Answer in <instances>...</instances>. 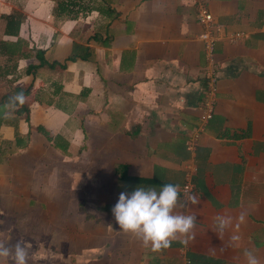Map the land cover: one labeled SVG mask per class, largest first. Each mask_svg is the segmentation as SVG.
<instances>
[{"label": "crops", "instance_id": "obj_1", "mask_svg": "<svg viewBox=\"0 0 264 264\" xmlns=\"http://www.w3.org/2000/svg\"><path fill=\"white\" fill-rule=\"evenodd\" d=\"M204 2L223 34L214 111L187 150L206 65L197 0H0V240L44 264L264 259V0ZM234 31L245 36L228 42ZM16 86L26 103L4 119ZM185 181L200 199L176 209L196 217L187 245L153 252L119 229L121 192ZM241 211L245 223L213 231Z\"/></svg>", "mask_w": 264, "mask_h": 264}, {"label": "clouds", "instance_id": "obj_2", "mask_svg": "<svg viewBox=\"0 0 264 264\" xmlns=\"http://www.w3.org/2000/svg\"><path fill=\"white\" fill-rule=\"evenodd\" d=\"M26 103L24 91L11 95L3 108V118L11 119L18 107ZM200 203L198 196L186 193L181 200L178 184L167 183L158 189L154 187H136L131 193L121 192L118 200L112 208V213L119 229L125 233H131L140 239L144 246L150 247L153 252H159L171 246L173 240L187 245L195 238L196 227L195 214H184L176 209L186 205ZM246 211H241L233 218L228 214H217L213 218V231L222 238L225 231L245 223ZM27 221L24 218L21 223ZM240 237L233 235L232 240ZM31 245L26 241H17L14 244L0 240V258L11 260L12 264H28L29 249ZM243 264H264L262 259L253 249H245L243 252Z\"/></svg>", "mask_w": 264, "mask_h": 264}, {"label": "built area", "instance_id": "obj_3", "mask_svg": "<svg viewBox=\"0 0 264 264\" xmlns=\"http://www.w3.org/2000/svg\"><path fill=\"white\" fill-rule=\"evenodd\" d=\"M196 20L199 26L201 27V31L198 33L197 37L201 44V49L206 65L203 71V98L200 102V107L202 109L201 123L198 128L194 130V132L197 133H192L191 136H189L186 142L187 150L193 149L197 139V134L201 132L204 124L211 118L214 111L216 80L218 71V64L215 60L214 43L219 34H223V28L221 24L215 23L213 21L212 15L208 10L204 0H197ZM244 36L245 33L242 31H234L224 34L225 39L231 43L237 42ZM180 193L183 198L186 193L192 194V185L189 181H185L182 184Z\"/></svg>", "mask_w": 264, "mask_h": 264}, {"label": "rangeland", "instance_id": "obj_4", "mask_svg": "<svg viewBox=\"0 0 264 264\" xmlns=\"http://www.w3.org/2000/svg\"><path fill=\"white\" fill-rule=\"evenodd\" d=\"M0 227H1V226H0ZM6 242H9V243H12V244H13V241H8V240H6ZM30 248L35 249L34 247H30ZM29 261H30L32 264H37V263L44 264L45 261H46V258H44V257H42V258H33V259L29 258ZM8 262H11V260H8ZM46 262H50V260L47 258V261H46ZM3 264H7V263H3ZM11 264H12V262H11ZM28 264H29V262H28Z\"/></svg>", "mask_w": 264, "mask_h": 264}, {"label": "trees", "instance_id": "obj_5", "mask_svg": "<svg viewBox=\"0 0 264 264\" xmlns=\"http://www.w3.org/2000/svg\"><path fill=\"white\" fill-rule=\"evenodd\" d=\"M58 4L61 5L60 2L59 3L57 2L56 5L58 6ZM16 29H17V27H16ZM6 52H8L9 55H11V52L9 50H6ZM10 90H11V94H14V93L19 92V91H24L25 94L27 93V89H22L21 87H17V86L16 87H11Z\"/></svg>", "mask_w": 264, "mask_h": 264}]
</instances>
